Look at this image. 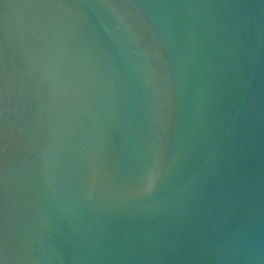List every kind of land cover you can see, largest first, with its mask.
Instances as JSON below:
<instances>
[{"label":"water","instance_id":"95a60500","mask_svg":"<svg viewBox=\"0 0 264 264\" xmlns=\"http://www.w3.org/2000/svg\"><path fill=\"white\" fill-rule=\"evenodd\" d=\"M0 264H264V0H0Z\"/></svg>","mask_w":264,"mask_h":264}]
</instances>
